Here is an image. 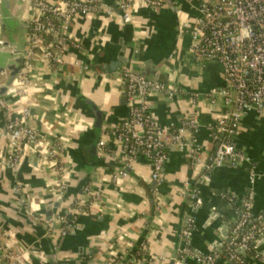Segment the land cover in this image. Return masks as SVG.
Wrapping results in <instances>:
<instances>
[{
  "label": "crops",
  "instance_id": "1",
  "mask_svg": "<svg viewBox=\"0 0 264 264\" xmlns=\"http://www.w3.org/2000/svg\"><path fill=\"white\" fill-rule=\"evenodd\" d=\"M116 1L102 0L106 11L76 17L70 33L79 48L69 46L65 64L58 68L37 60L21 103L17 98L10 100L13 116L19 115L21 106L30 108L25 123L44 136L40 144L21 147L16 168L9 165L11 148L1 136L5 111L0 107V227L5 242L27 264H113L124 253L135 254L143 243L146 257L154 258L153 264H172L188 214L196 218L192 246L203 253L220 251L221 244L234 240L237 216L227 196L234 195L241 202L253 190V213L264 214V113L251 112L243 118L236 140L237 148L255 166L258 178L254 185L249 181L248 164L214 169L210 180H204V168H192L187 153L173 144L166 149L160 184L151 179L149 157L139 154L128 163L111 137L106 141L114 159L98 157V143L92 145L95 117L86 100L103 113L101 138L105 131L120 126L128 116L126 85L120 77L124 68L139 71L151 67L160 80L179 86L182 93L174 98L152 94L151 113L159 126L168 130L178 128L182 120H196V138L205 154L213 152L210 128L225 109L220 96L215 102L209 96L212 90L225 86L220 65L196 60L190 52V33L179 34L183 21L196 23L197 0H166L158 10L146 7L143 0H132L130 24L121 22ZM178 5L180 14L175 12ZM0 13V39L7 43V49L0 48L2 68L17 63V53L26 46L32 13L28 3L18 0H0ZM120 57L126 63L112 67ZM10 77L9 69L0 72V86ZM56 139L66 145L67 189L60 198L57 165L46 155V147ZM127 164V177L114 181L116 170ZM190 185L196 186L203 200L199 210L191 211L181 196ZM99 190L102 199L95 201L92 197ZM86 197L91 205L84 208L66 236L61 237L57 227L45 237L37 218L50 220L68 213L77 199ZM256 253L264 256L262 243ZM0 264H8L1 253ZM218 264H224L223 259ZM251 264L264 262L253 257Z\"/></svg>",
  "mask_w": 264,
  "mask_h": 264
},
{
  "label": "built area",
  "instance_id": "2",
  "mask_svg": "<svg viewBox=\"0 0 264 264\" xmlns=\"http://www.w3.org/2000/svg\"><path fill=\"white\" fill-rule=\"evenodd\" d=\"M28 3L31 16L28 21L26 46L22 53V64L19 73L0 98V107L5 111V125L1 136L8 140L11 148L9 165H19V153L24 144H40L44 136L38 130L28 126L25 120L31 115L28 106H21L18 116L12 114L11 99L17 98L21 103L32 83V70L35 62L40 60L51 68L65 64V54L69 46L79 48L71 33L72 21L80 15L96 14L106 11L102 0H18ZM148 8L161 9L166 0H143ZM192 3L193 0H183ZM198 19L195 24L183 21L179 34L190 33V52L198 61L215 62L220 65L225 86L212 90L210 97L220 96L224 105L223 116L210 128L214 142L213 152L205 154L196 134L199 124L194 119L181 121L178 128L164 129L151 113L149 97L160 94L174 98L182 93L178 85L167 83L147 75H138L124 68L120 77L125 82V99L128 106L126 120L115 129L105 131L97 144V155L100 159H114L115 155L108 148L107 139L113 138L127 156L128 163L139 154L152 161V181L163 182V171L167 160L166 149L173 144L185 151L189 164L194 169L204 168L202 178L210 180V173L217 168H239L244 164L250 167L249 181L254 185L258 178L251 159L236 145L239 136L240 122L251 112L264 113V0H197ZM116 6L121 12L120 20L130 24L132 0H117ZM181 7H175L177 14ZM0 13V27H1ZM5 42L0 39V48ZM194 94L193 97H197ZM65 142L56 139L46 147V155L57 165L60 176L58 198L67 189L66 166L64 165ZM127 164L113 174L114 181L127 177ZM88 193V190H86ZM181 196L188 202L191 211L199 210L203 200L198 189L190 185L183 189ZM95 201L102 199L101 191L92 197ZM228 205L234 210L237 220L234 225L232 245L221 244L220 251L203 253L192 246V237L196 228V218L188 214L182 223L179 235L180 244L172 264H251L246 255L253 252V257L264 262V256L256 253L259 244L264 245V214H254V191L251 190L241 202L234 195L226 197ZM88 198L77 199L68 213L58 214L50 220L37 218L50 236L58 227L61 237L67 235L72 224L91 205ZM58 251V246H55ZM147 246L141 244L135 254L124 253L113 264H153L154 258L146 257ZM0 253L8 264H27L21 255L12 250L5 242L0 227Z\"/></svg>",
  "mask_w": 264,
  "mask_h": 264
},
{
  "label": "water",
  "instance_id": "3",
  "mask_svg": "<svg viewBox=\"0 0 264 264\" xmlns=\"http://www.w3.org/2000/svg\"><path fill=\"white\" fill-rule=\"evenodd\" d=\"M7 43L4 44V46L2 47L3 50L7 49ZM22 53L23 50L20 51L18 54V61L15 64H6L4 65V67L0 68V72H5L7 69H9L11 71V77L9 78V80L4 83L3 85L0 86V98L4 95V93L7 91L8 87L11 85L12 81L14 80V78L17 76V74L20 71L21 68V64H22ZM123 63H126L125 60H123L121 57L119 60L112 62L111 66L112 67H120ZM148 67V66H147ZM135 74L138 75H153L155 76L156 79H159V74L158 72H156L154 69H152L151 67L149 68H145L139 71H134ZM86 103L88 105V107L92 110L93 115L95 117V121L93 124V141H92V145L95 146L98 141L101 138V134H102V128H103V113L101 112V110L94 104L92 103L90 100H86ZM233 240L228 241V244L232 245ZM52 260H54V257H50ZM123 264V263H121Z\"/></svg>",
  "mask_w": 264,
  "mask_h": 264
},
{
  "label": "trees",
  "instance_id": "4",
  "mask_svg": "<svg viewBox=\"0 0 264 264\" xmlns=\"http://www.w3.org/2000/svg\"><path fill=\"white\" fill-rule=\"evenodd\" d=\"M162 81V80H161ZM253 256V252H251V253H248L247 255H246V257H247V259L250 261V259H251V257Z\"/></svg>",
  "mask_w": 264,
  "mask_h": 264
}]
</instances>
